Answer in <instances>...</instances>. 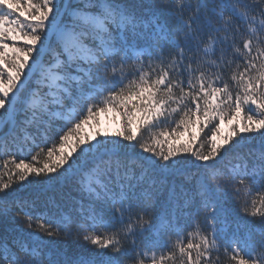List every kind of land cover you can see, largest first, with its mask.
Here are the masks:
<instances>
[{
	"label": "trees",
	"instance_id": "1",
	"mask_svg": "<svg viewBox=\"0 0 264 264\" xmlns=\"http://www.w3.org/2000/svg\"><path fill=\"white\" fill-rule=\"evenodd\" d=\"M64 1L0 0V127ZM0 264H264V0H68L0 129Z\"/></svg>",
	"mask_w": 264,
	"mask_h": 264
},
{
	"label": "rangeland",
	"instance_id": "2",
	"mask_svg": "<svg viewBox=\"0 0 264 264\" xmlns=\"http://www.w3.org/2000/svg\"><path fill=\"white\" fill-rule=\"evenodd\" d=\"M82 20H89L88 15H80ZM91 23L95 24L96 27L98 28H102V23L101 20L94 18L90 20ZM70 37L73 38V36L69 35ZM133 56L136 57L138 56V53L135 51H133ZM57 66H58V61L53 62L50 66L43 68L38 74V82L36 83L37 85L40 86H47L48 87V91H46L44 93V95H48L51 97L53 102H57L56 101V96L53 92L54 89H58V88H62V83L61 81H63V79L61 78L60 73L57 70ZM74 80H76V76L73 77ZM34 94H36V90L34 91ZM38 103V98L37 97H32L31 101H30V106H35ZM7 116V114H6ZM5 116V119H6ZM10 118H7L6 121ZM65 120L69 119V115H66ZM100 123H101V130H102V134L104 136H108L111 137L112 139L115 138V133L118 129V124L115 122L114 117L112 114H109L107 117L106 115H102L100 117ZM83 135L87 136V138L90 139V141L92 142V144H96V139H95V135L91 129V127H89L88 125L83 127Z\"/></svg>",
	"mask_w": 264,
	"mask_h": 264
},
{
	"label": "water",
	"instance_id": "3",
	"mask_svg": "<svg viewBox=\"0 0 264 264\" xmlns=\"http://www.w3.org/2000/svg\"><path fill=\"white\" fill-rule=\"evenodd\" d=\"M67 2L68 0H65L64 1V5L60 11V13L58 14L52 28L50 29L46 39H45V42H44V45H43V48H42V51H41V54L40 56L38 57V59L36 60V62L33 64V66L30 68V70L28 71V73L26 74V76L23 78V80L18 84L16 90L14 91V93L12 94L11 96V99H10V102H9V106H8V109H7V116H6V119L7 118H10L12 116V111H13V105H14V102H15V99H16V96L19 92V90L21 89V87L33 76V74L35 73L36 69L38 68L39 64L41 63L42 59H43V56L45 54V51L49 45V42L53 36V33H54V30L62 16V14L64 13L65 11V8L67 6ZM6 119H4V122L3 124H5L6 122ZM3 124L1 125V127L3 126ZM0 127V129H1Z\"/></svg>",
	"mask_w": 264,
	"mask_h": 264
}]
</instances>
